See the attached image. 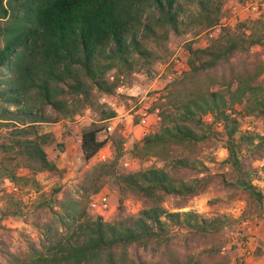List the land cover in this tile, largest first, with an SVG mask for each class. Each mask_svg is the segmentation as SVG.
I'll use <instances>...</instances> for the list:
<instances>
[{
	"label": "trees",
	"instance_id": "trees-1",
	"mask_svg": "<svg viewBox=\"0 0 264 264\" xmlns=\"http://www.w3.org/2000/svg\"><path fill=\"white\" fill-rule=\"evenodd\" d=\"M192 6L185 11L179 0H0V127L11 128L7 141L0 145V227L3 219L25 212L21 200L2 188L5 181L38 190L35 172L58 171L45 151L54 142L53 135L41 126L72 118L88 106L99 107L98 120L80 134L82 158L90 160L107 142L98 138L104 122L116 116L114 109L97 102L96 94H114L120 74H130L135 59L150 58L147 40L156 37L158 30L164 36L169 30L177 33L185 14L203 28L218 27L219 31L205 47L187 46L188 71L173 80L151 106L150 112L157 110L159 130L145 134L133 149L159 156L173 147L189 149L219 135L226 150L222 162L228 166V171L217 174L219 183L240 191L248 209L259 218L264 216L263 194L252 183L253 163L264 154V136L241 132L233 115V105L246 99L249 112L264 118V95L256 81L259 66L251 59V49L264 46V19L244 20L229 33L220 23V0H192ZM202 77L206 86L182 98L186 87ZM214 84L226 92L211 89ZM114 145V159L92 169L76 192L67 190L58 198L57 186L39 193L33 210L43 211L46 218L33 224L41 233L36 244L46 253L31 243L25 258L8 250L9 244L0 238V264H115V251L126 245L132 246L135 264H149L146 250L151 255L169 252V226L187 228L201 237L220 230L225 222L222 215L204 219L160 205L163 196H170L177 200L174 208H182L214 178L183 176L197 168L183 157L172 160L169 169L152 167L117 174L122 140ZM18 159L32 174L17 173ZM106 175L116 176L121 190L123 186L152 202L130 224H110L101 216H87V199L98 191V182Z\"/></svg>",
	"mask_w": 264,
	"mask_h": 264
},
{
	"label": "rangeland",
	"instance_id": "rangeland-1",
	"mask_svg": "<svg viewBox=\"0 0 264 264\" xmlns=\"http://www.w3.org/2000/svg\"><path fill=\"white\" fill-rule=\"evenodd\" d=\"M179 1L183 10L193 9L192 0ZM220 1V23L228 28L229 33L234 32L233 27L244 20L264 19V0H248L243 4L237 0ZM183 16L181 18L185 23L179 25L177 33L169 30L168 35L164 36L158 30L156 37L151 36L147 40L146 47L151 53L150 58L135 59L132 72L120 74V86L114 94H96L97 102L104 104L107 108L114 109L116 116L104 122L103 129L98 133V138L106 139L107 142L90 160H83L79 139L82 130L98 120L99 107L88 106L81 109L72 118L41 126L44 132H50L53 135L54 142L46 145L45 151L48 158L56 163L58 171L35 172L33 177L40 187L38 190L35 186L16 184L19 191L14 195L21 200L25 212L19 217L3 219L2 227H0V238L9 244L7 249L12 253L28 258L30 255L28 246L31 243L37 245L36 243L39 242L38 238L41 233L33 223L36 220L44 221L46 218L43 211L33 210L39 193H47L57 186L60 187L58 198L64 191L76 192L85 176L92 169L101 163H110L114 159V141L122 140V149L115 165L117 174L152 167L165 166L169 169V163L172 160L187 158L195 163L197 168L187 171L183 176H188L189 179L197 177H212L214 179L200 194L191 197L182 208H174L177 200L170 196H163L160 205L168 211L197 213L204 219H213L219 215L225 217V222L218 232L204 233L203 237L191 234L192 232L184 227L169 226L167 234V240L170 243L169 252L151 255L152 251L146 250L144 254H146L149 264H179L184 261H201L208 264H248L250 256L253 259H261V256L255 255L256 250L260 248L257 246L256 249H253V243L258 239L254 227L255 225L261 227V224H264V216L259 218L256 212L248 209L246 197L240 191L224 188L219 183L220 177H217V174L228 171V166L222 162L226 156L222 137L219 135L211 137L189 149L173 147L168 150L169 152L161 153L159 156L145 153L144 150L133 149L134 144L145 134L159 130L160 123L156 115L157 112L155 110L150 112V109L152 105L158 103L157 98L163 97L167 92L173 80L180 79L188 71L187 46L205 47L212 42L219 31L218 27L203 28L198 21H192L187 17V14ZM224 37L225 34L221 38L224 40ZM251 51L252 61L259 66V75L256 81L260 84L261 95H264V46L253 47ZM175 60L185 63V67L183 69L179 66L176 67ZM168 74H171V79L167 80ZM112 76L113 72H110L108 78L111 79ZM207 83L206 79L202 77L197 84H189L182 98H187L195 89L203 88ZM210 88L221 92L227 90L219 84H214ZM233 109V115L239 121L241 132L249 131L264 136V118L249 112L246 99H243L241 103L234 104ZM143 118L145 120H142ZM207 120L209 121V119ZM144 122H146L145 127L148 128L147 132H143L140 126H136ZM107 126L111 127L109 131L106 129ZM10 129V127H0V145L7 141ZM2 152L0 147V159L3 155ZM17 161L19 163L18 174H32V170L26 168L22 160L18 159ZM253 167L256 173L252 183L264 197V154L260 161L253 163ZM116 176L106 175L99 180L98 191L87 199L85 206L87 216L89 218L101 216L103 221L110 224L118 222L130 224L139 215V212L148 208L152 202L133 194L123 186L121 190ZM2 186L7 192L5 183ZM76 194L81 196L80 192ZM95 198L105 199L108 208L104 211L92 209L90 201ZM243 222L254 226L250 232L243 226ZM37 247L40 252L46 253V249H42L38 245ZM140 251L142 250L140 249ZM213 251L216 253H212ZM245 251H248V254ZM114 259L115 264H135L132 246L119 247L115 251Z\"/></svg>",
	"mask_w": 264,
	"mask_h": 264
},
{
	"label": "built area",
	"instance_id": "built-area-1",
	"mask_svg": "<svg viewBox=\"0 0 264 264\" xmlns=\"http://www.w3.org/2000/svg\"><path fill=\"white\" fill-rule=\"evenodd\" d=\"M175 62H176V67L179 66L181 69L185 67V63H181V62L179 63L177 60H175ZM166 78L167 80L171 79V74H168ZM106 129L109 131L111 127L107 126ZM79 142H80V139H79ZM5 185H6L7 192L17 193L19 191V188L13 182L9 180L5 181ZM90 206L92 207V209H99L102 211L108 208L107 201L105 199H99V198L92 199V201H90ZM242 224L246 228V230L250 232L252 226L248 222H243ZM245 252L248 254V251H245Z\"/></svg>",
	"mask_w": 264,
	"mask_h": 264
},
{
	"label": "crops",
	"instance_id": "crops-1",
	"mask_svg": "<svg viewBox=\"0 0 264 264\" xmlns=\"http://www.w3.org/2000/svg\"><path fill=\"white\" fill-rule=\"evenodd\" d=\"M142 120H145V119L143 118ZM145 124H146V122L142 123L141 125L137 124L136 126H140L141 129L143 130V132H147L148 128L145 127ZM252 227H254V226H252ZM254 229H255L254 231L257 232L256 237L258 239H256V237H255L256 242L253 243V249H256L257 246L260 248V251H261L260 254H256L255 253V255L256 256H261V259H259V260L256 259V258L253 259L250 256V257H248V260H249L248 264H264V260H262V257H264V224H261V227H259L258 225H255Z\"/></svg>",
	"mask_w": 264,
	"mask_h": 264
}]
</instances>
